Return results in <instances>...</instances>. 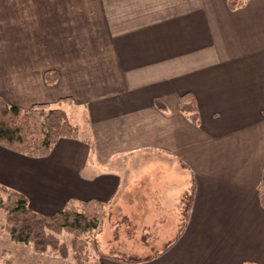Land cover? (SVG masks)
<instances>
[{"label": "crops", "instance_id": "1", "mask_svg": "<svg viewBox=\"0 0 264 264\" xmlns=\"http://www.w3.org/2000/svg\"><path fill=\"white\" fill-rule=\"evenodd\" d=\"M187 92L199 123L178 107ZM0 96L59 105L79 130L46 156L0 144V184L32 209L108 201L157 166L181 179L166 209L192 185L194 199L149 264H264V0H0Z\"/></svg>", "mask_w": 264, "mask_h": 264}, {"label": "trees", "instance_id": "2", "mask_svg": "<svg viewBox=\"0 0 264 264\" xmlns=\"http://www.w3.org/2000/svg\"><path fill=\"white\" fill-rule=\"evenodd\" d=\"M245 0H228L231 8H236ZM45 78L53 83L58 79L56 70H47ZM70 97H64V99ZM63 99V98H61ZM60 99V100H61ZM194 123L200 122V114L196 98L192 93L182 95L179 105ZM78 127L72 123L68 113L59 105L36 103L29 108H21L7 103L0 96V144L31 156H46L54 144L62 137H77ZM0 208L5 211V229L12 241L16 243H32L36 251L44 252L51 248L68 255V246L62 242L58 234L66 231L72 234L73 255L78 264H92L89 258L86 235L95 230L102 222L105 202L96 198L77 200L71 198L66 205L51 213H43L32 209L28 197L13 188L0 184ZM261 205L264 207V163L258 185ZM194 199V186L186 193L184 201V219L181 221L175 238L158 248L151 245L146 255L128 254L125 259L138 263L152 260L167 251L182 234L190 214ZM130 223L127 216L123 219ZM117 232L115 233L116 236ZM96 243L97 239H93ZM159 249V250H158ZM94 264H107L96 261Z\"/></svg>", "mask_w": 264, "mask_h": 264}, {"label": "rangeland", "instance_id": "3", "mask_svg": "<svg viewBox=\"0 0 264 264\" xmlns=\"http://www.w3.org/2000/svg\"><path fill=\"white\" fill-rule=\"evenodd\" d=\"M78 123L80 129L83 130L82 134H86L85 123ZM143 163L140 161L134 164L140 168ZM124 165L126 169L129 168L128 160ZM164 171L166 170L162 172L160 167L156 166L152 174H141V176L137 174L138 176L135 177L133 169V173L131 172L124 180L120 194L104 201L102 222L86 235L88 260L92 264L96 261H104L107 264H149L148 261L129 262L125 256L128 254L146 255L152 252L153 243L158 248H162L164 243L175 238L177 229L185 218L184 201H177L175 209L169 211L164 205L167 203L164 195H167L168 189L174 187L176 181L181 179L175 176L166 177ZM0 193L3 194L1 196L6 197L4 192ZM172 197L170 196V199ZM125 216L128 217L129 224L123 220ZM5 222V211L0 208V264H78L73 255L71 233L64 231L58 234L60 240L68 246V255L63 256L51 248L40 252L34 249L32 243L12 241L5 229ZM94 238L98 242L95 243ZM176 241L172 246L176 244ZM155 262L159 264V260Z\"/></svg>", "mask_w": 264, "mask_h": 264}]
</instances>
